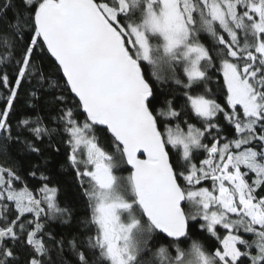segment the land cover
I'll return each instance as SVG.
<instances>
[{
  "label": "snow or ice",
  "instance_id": "6c2138e0",
  "mask_svg": "<svg viewBox=\"0 0 264 264\" xmlns=\"http://www.w3.org/2000/svg\"><path fill=\"white\" fill-rule=\"evenodd\" d=\"M0 156V264H264V0H0Z\"/></svg>",
  "mask_w": 264,
  "mask_h": 264
},
{
  "label": "trees",
  "instance_id": "16d2710c",
  "mask_svg": "<svg viewBox=\"0 0 264 264\" xmlns=\"http://www.w3.org/2000/svg\"><path fill=\"white\" fill-rule=\"evenodd\" d=\"M52 79H56V77L53 76ZM27 87L28 86L26 85V90ZM27 110L28 108L24 104L22 98L19 111L20 113H23ZM47 143V141H45L44 143L37 141V146L40 147L42 151L40 154H33L43 163V165L47 167L49 175L53 178L55 182L59 184L61 188L62 201L66 205L70 206L73 210V219L70 224L65 225L62 224L60 221H53L49 223V228L54 233H59L66 237H70L71 235L76 234V231L80 226L79 222L88 215L89 210L81 194V191L76 183L74 172L65 163L66 148L63 145H58L61 147V151L59 153H54L48 150ZM12 156H16V154L13 152ZM11 162L12 157L6 158L4 156H0V163ZM17 166H22V163L19 158H17ZM122 174L127 175V172L122 170ZM212 241L218 243L215 241V238H212Z\"/></svg>",
  "mask_w": 264,
  "mask_h": 264
},
{
  "label": "rangeland",
  "instance_id": "374dc122",
  "mask_svg": "<svg viewBox=\"0 0 264 264\" xmlns=\"http://www.w3.org/2000/svg\"><path fill=\"white\" fill-rule=\"evenodd\" d=\"M15 148H19V146H14L13 152L16 154ZM26 155L28 156V160L20 159L22 166H28L29 164H41V165H43V163L33 153H26Z\"/></svg>",
  "mask_w": 264,
  "mask_h": 264
}]
</instances>
